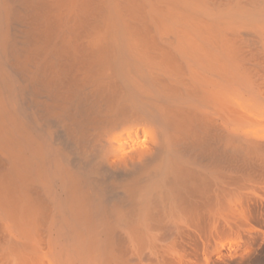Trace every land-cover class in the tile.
<instances>
[{"label":"bare ground","instance_id":"1","mask_svg":"<svg viewBox=\"0 0 264 264\" xmlns=\"http://www.w3.org/2000/svg\"><path fill=\"white\" fill-rule=\"evenodd\" d=\"M0 264H264V0H0Z\"/></svg>","mask_w":264,"mask_h":264}]
</instances>
